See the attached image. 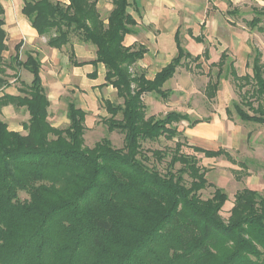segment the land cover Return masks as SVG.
Masks as SVG:
<instances>
[{"label": "trees", "instance_id": "16d2710c", "mask_svg": "<svg viewBox=\"0 0 264 264\" xmlns=\"http://www.w3.org/2000/svg\"><path fill=\"white\" fill-rule=\"evenodd\" d=\"M133 1L112 0L106 19L97 9L98 0H23L20 10L49 48L61 49L71 37L94 47L95 59L88 64L104 66L101 87L111 86L122 99L117 105L104 101L110 115L104 121L107 130L123 135L120 149L106 138L90 149L84 147L86 112L72 100L66 101L65 128L48 122L50 102L40 77L41 60L27 54L20 61V43L9 63L24 69L32 80L18 94L3 92L9 85L1 67L7 33L0 3V264H264L263 195L248 188L238 191L224 220L220 213L228 197L216 188L203 200L200 191L207 181L194 156L176 152L161 172L142 151V142L185 139L170 125L189 122V116L170 112L162 119H145L142 98H166L169 92L162 86L182 61L199 58L182 49L176 35V56L153 79L130 72L145 54L142 46L123 45L124 37L135 31L136 21L128 13ZM251 11L254 17L246 25L262 30L264 10ZM219 58L210 65L220 67L217 78L222 65L231 64L226 55ZM226 71L251 85L253 100L247 97L234 104L236 116L242 123L264 128L260 54L255 51L252 57L251 76L237 77L232 65ZM95 77L96 72L90 74ZM217 85L209 82L207 89L213 93ZM4 107L24 109L25 134L8 130L1 118ZM192 149L208 159L229 157L222 149ZM152 156L161 161L164 154L155 151ZM177 163L181 167L174 170ZM20 193L27 198L21 200Z\"/></svg>", "mask_w": 264, "mask_h": 264}, {"label": "rangeland", "instance_id": "374dc122", "mask_svg": "<svg viewBox=\"0 0 264 264\" xmlns=\"http://www.w3.org/2000/svg\"><path fill=\"white\" fill-rule=\"evenodd\" d=\"M16 1L0 0L5 10L3 18L7 21L5 23L7 51L3 54L5 64H1V67L2 75L6 78L9 87L3 92L10 94H18L17 92L25 89V86L29 85V81H31L29 73L9 63V58L15 55L16 44L13 45L14 43L10 42V32L17 28L16 20H12L17 8V5L14 4ZM109 1L112 3V0ZM229 8L231 6H228L227 9ZM252 8L264 10V0H259V2L253 0L251 4L240 9L242 13L235 9L236 13L231 14L233 9L228 11L225 7H220L222 9L219 12L221 22L214 34L207 31V28H201L200 25L197 28L194 25L196 34H199V38L202 39L199 60L184 59L182 61L173 79L162 86V91L169 92L166 98L155 94H146L142 98L145 119H162L170 112L187 115L190 119L189 122L180 121L170 125L171 128L181 132L182 138L184 136L185 139L177 137L167 140L161 137L156 141L142 142V151L148 157L149 164L156 166L162 172L176 152L194 156L198 166L204 170L207 181L205 189L200 191L203 200L210 198L216 188L223 190L228 197V201L220 213L224 220L228 218L234 195L238 191L248 188L264 196V128L242 123L233 108L234 104H241L247 97L250 98L249 100H253L250 97L251 85L241 80L238 81L226 71V68L232 65L237 77L251 76V63L255 51L260 54L261 63L264 64V20L262 19L263 23L259 25L262 30L251 29L246 25L254 17ZM216 10L217 8H212V11ZM99 13L102 19H106L109 14L105 10H99ZM188 31L190 34L191 30ZM71 42L81 43L75 37H71L68 45ZM68 45L58 49L59 51H50L47 48L46 39L42 37L35 41L31 47L20 45L18 50L19 60L22 62L26 60L27 54H37L41 60L42 85L50 102L48 122L55 128H65L68 125L66 100H72L77 108L86 111L83 136L85 148H92L94 144L104 138L108 139L114 148H122L123 135L116 131H108L104 124V121L110 118L104 108V101L108 100L117 105L122 104V99L117 96L115 90L102 91L99 88L100 95L95 96L87 105L89 96L82 95L76 84L67 82L70 69L77 62ZM93 50L92 47V52ZM191 54L193 57L196 56ZM222 54L226 55L228 63L231 64H223L221 67L222 76L226 77L217 78V71L220 67H210V65L217 64ZM96 67L93 68L94 72H96ZM80 72L85 73V69H81ZM130 72L133 73L135 70L132 69ZM139 72L141 71L139 70ZM76 81L80 87L87 88L91 80L79 78ZM209 82L213 85L218 82V87L213 93L207 89ZM95 89L93 88L92 91L96 92ZM247 91L248 93H246ZM253 103V107H255L256 103ZM242 107L247 111V107ZM7 108L5 115L1 114L2 120L6 122L7 126L16 123L19 132L25 134L23 125L28 120L27 113L24 109ZM226 110L229 111V114L226 113ZM215 133L216 137L214 138L212 136ZM195 135L196 137L203 136L206 140L202 143L196 141L193 138ZM177 140H180L181 144L178 150L175 147ZM192 147L214 151L222 149L229 154V157L220 156L208 159L202 153L193 151ZM155 151L164 154L161 161L152 156V152ZM180 167L181 165L177 163L174 170ZM19 198L22 200L27 196L20 193Z\"/></svg>", "mask_w": 264, "mask_h": 264}, {"label": "crops", "instance_id": "0c3cea01", "mask_svg": "<svg viewBox=\"0 0 264 264\" xmlns=\"http://www.w3.org/2000/svg\"><path fill=\"white\" fill-rule=\"evenodd\" d=\"M52 1L68 4V0ZM252 1L253 0H134L132 5L128 8V13L136 21L135 31L134 33L124 37L123 45L125 47L142 46L145 49V54L141 60L130 68V71L132 69L135 71L140 70L142 74L145 73L147 79H153L155 74H157L176 56V35L179 37L181 48H184L190 54H195L196 56L194 57H197L199 55V51H201L200 45L202 43V39L199 38V34H196L194 25L197 28L198 25H200L201 28H207V31L214 34L219 28V22H221L219 12L222 9H220V7H225L228 11L231 9H237L240 13H242L240 9L244 8L247 4H251ZM254 2H259V0H254ZM14 4L17 5V8L12 20H16L17 28L11 30L10 42H13V45L20 43L21 45L26 47L28 46L29 48V46L31 47L35 41L40 39V37L37 35L35 30L29 26L27 20L20 13L23 0H17ZM97 5V9L100 11L105 10L109 13L112 10V5L109 0H98ZM228 6H231V8L227 9ZM214 7L217 8L216 11H212V8ZM4 23H7V21ZM188 30H191L190 34ZM197 39L200 41H197ZM68 46L74 53L75 60L77 61L76 63L84 64L81 66H74L70 69V76L69 80L67 79V82L73 83L74 85L76 84L79 86L82 95L87 94L90 97L89 98L87 96L89 99L87 105L89 102L91 103V100L95 96L100 95L98 90L99 88L102 91H109L108 89L114 90L111 86L101 87L104 83L105 75V68L102 64H98L96 67V77L94 79L90 78V74L95 71H93V68L95 69V67L88 64L95 59V49L92 52L91 45L71 42ZM47 48L49 47L47 46ZM62 48H65V46ZM48 50L59 51L58 49L52 48H49ZM81 69H85V73H81ZM40 77L43 84L42 69L40 70ZM173 77L170 80H172ZM79 78H87L91 80L87 88L80 87L79 83L76 81ZM170 80H168L164 85H166ZM30 82L31 81H29V83ZM93 88H96L95 90L97 93L92 91ZM90 92H92L91 95ZM7 110V107L2 108L1 114L5 115ZM81 110L83 109L81 108ZM83 111L86 112L85 110ZM8 130L14 132L20 131L17 129L16 123L8 125ZM212 137L215 138L216 133ZM193 138L201 143L206 140L203 136L196 137L195 135Z\"/></svg>", "mask_w": 264, "mask_h": 264}]
</instances>
